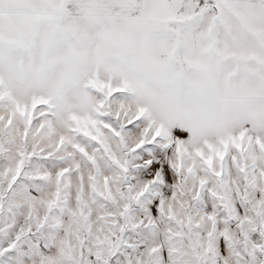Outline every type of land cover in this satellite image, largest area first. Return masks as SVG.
<instances>
[{"label": "snow or ice", "instance_id": "obj_1", "mask_svg": "<svg viewBox=\"0 0 264 264\" xmlns=\"http://www.w3.org/2000/svg\"><path fill=\"white\" fill-rule=\"evenodd\" d=\"M0 264H264V0H0Z\"/></svg>", "mask_w": 264, "mask_h": 264}]
</instances>
